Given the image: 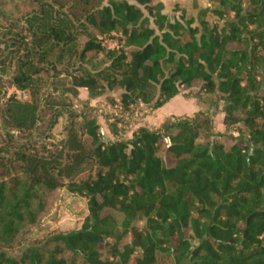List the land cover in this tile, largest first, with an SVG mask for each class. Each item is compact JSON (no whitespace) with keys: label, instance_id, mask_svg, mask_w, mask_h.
Listing matches in <instances>:
<instances>
[{"label":"trees","instance_id":"trees-1","mask_svg":"<svg viewBox=\"0 0 264 264\" xmlns=\"http://www.w3.org/2000/svg\"><path fill=\"white\" fill-rule=\"evenodd\" d=\"M210 4L0 0V246L37 228L61 190L87 206L79 229L0 264H264V0ZM186 90L222 102L223 133L198 111L125 135L126 115ZM96 100L118 111L110 137Z\"/></svg>","mask_w":264,"mask_h":264},{"label":"rangeland","instance_id":"rangeland-1","mask_svg":"<svg viewBox=\"0 0 264 264\" xmlns=\"http://www.w3.org/2000/svg\"><path fill=\"white\" fill-rule=\"evenodd\" d=\"M201 2L204 8L211 6L210 0H201ZM10 11H12V9ZM14 16L16 19L21 18L17 13H15ZM119 38L120 35H114V39L107 42L108 48L112 50L117 49L119 47ZM42 78L44 83L50 81V76H43ZM4 80H6V77H4ZM6 89L8 98L12 95H16L20 101L25 102L30 100V94L28 92L16 91L14 88H11L8 85H6ZM87 99V92L85 90H81L79 92V98L77 100L74 99L72 102L73 110L77 112L82 111L84 109L83 103H85ZM171 102H173V106L170 108L172 109L171 112H165L164 110L170 105ZM171 102L159 110H152L149 107L141 106L132 115H126L125 119H127L126 121L128 122L126 128L129 131H125V135L130 136L137 126L158 127L166 119H178L184 116H193L198 111H207L210 113L214 122L215 130L221 133L224 132L225 128L222 123L223 116L221 113L222 102L217 100L216 97L197 98L196 90H186L177 96L176 99L174 98L171 100ZM90 106L91 108L97 109V114L99 115V124L101 125L104 133L110 137V134L107 131L106 122L108 115L115 116V114H118L117 109L110 107L109 104L104 100L90 102ZM183 106H186L185 110H178ZM48 122H53L51 113L46 117L45 126L42 130L43 132L49 127L48 125H50V123L48 124ZM67 125V117L63 116L57 121L53 130L49 133L52 138L46 141V144L49 146L51 143L61 140L64 136V130ZM41 140V138L38 139L39 142L43 141ZM86 215L87 206L85 200L76 195H72L65 190H61L53 201L49 214L42 219L40 225L24 234L15 247L5 248L0 246V253H4L10 258H17L27 248L39 245L52 236L58 234H68L79 229L82 226ZM134 225L139 229H143L145 223L143 220L138 219ZM125 244H129V239H125L122 242V245ZM161 262L162 264H166L165 261Z\"/></svg>","mask_w":264,"mask_h":264},{"label":"crops","instance_id":"crops-1","mask_svg":"<svg viewBox=\"0 0 264 264\" xmlns=\"http://www.w3.org/2000/svg\"><path fill=\"white\" fill-rule=\"evenodd\" d=\"M193 2L194 0H162V2L165 4V5H168L169 3H171V2ZM201 1V0H200ZM169 11V10H168ZM176 99V98H175ZM171 102V101H170ZM173 106V102H171L170 103V105L164 110L165 112H171V110L172 109H170L171 107ZM186 106H183V107H181V108H179L178 110H181V111H183V110H185L186 108H185ZM170 109V110H169ZM177 111V110H176Z\"/></svg>","mask_w":264,"mask_h":264},{"label":"built area","instance_id":"built-area-1","mask_svg":"<svg viewBox=\"0 0 264 264\" xmlns=\"http://www.w3.org/2000/svg\"><path fill=\"white\" fill-rule=\"evenodd\" d=\"M211 7V6H210Z\"/></svg>","mask_w":264,"mask_h":264}]
</instances>
